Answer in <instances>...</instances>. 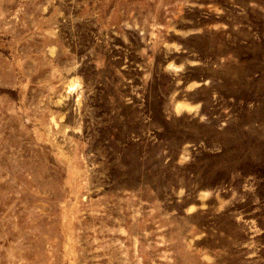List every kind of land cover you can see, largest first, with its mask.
Returning a JSON list of instances; mask_svg holds the SVG:
<instances>
[{
  "label": "rangeland",
  "instance_id": "1",
  "mask_svg": "<svg viewBox=\"0 0 264 264\" xmlns=\"http://www.w3.org/2000/svg\"><path fill=\"white\" fill-rule=\"evenodd\" d=\"M0 264H264V0H0Z\"/></svg>",
  "mask_w": 264,
  "mask_h": 264
}]
</instances>
